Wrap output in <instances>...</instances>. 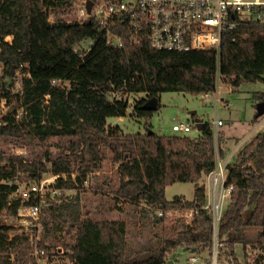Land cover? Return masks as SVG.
<instances>
[{
    "label": "trees",
    "instance_id": "obj_1",
    "mask_svg": "<svg viewBox=\"0 0 264 264\" xmlns=\"http://www.w3.org/2000/svg\"><path fill=\"white\" fill-rule=\"evenodd\" d=\"M81 1L88 0H0V101L6 100L0 142L62 149L56 156L37 151L29 161L0 154V264H36L29 233H11L14 227L4 220L21 206L41 202L21 198L18 171L37 181L51 171L58 175L52 188L74 191L53 198L47 193L41 204L42 234L63 245L61 264H166L179 249L209 252L212 216L204 208L206 189L200 180L216 165L212 123L204 122L196 136L161 135L151 128L128 133L108 119L124 117L129 95L142 94L132 115L148 123L154 111L142 108L146 99L163 92L213 94L217 75L233 91L244 83L264 85V23L235 15L237 25L224 33L218 54L213 49H154L146 35L132 38L125 21L103 27L94 17L71 18ZM109 35L118 36L121 44H113ZM86 41L88 49L75 50ZM252 98L264 101V90ZM223 140L220 133V157ZM107 161L116 164V181L104 176L95 193L102 198L110 188L127 221L94 212L83 200L88 176L101 172ZM225 169L224 185L233 189L218 222V238L228 249L221 259L226 254L241 264L234 252L241 244L244 264H249V248L258 250L254 262L262 264L264 132L254 134ZM176 182L193 183L192 199L166 198V187ZM177 208L192 209V219L169 215ZM251 227L259 228L255 239L245 235ZM145 232L152 238L138 245L136 239Z\"/></svg>",
    "mask_w": 264,
    "mask_h": 264
},
{
    "label": "built area",
    "instance_id": "obj_2",
    "mask_svg": "<svg viewBox=\"0 0 264 264\" xmlns=\"http://www.w3.org/2000/svg\"><path fill=\"white\" fill-rule=\"evenodd\" d=\"M86 2L81 1L76 7V18L80 20L94 17L99 23L106 27L116 20L125 21L130 30L132 38L146 35L150 46L154 49L187 51L190 49H213L219 53L223 35L226 31L234 28L237 15L240 19L252 17L264 23V0H134L124 2L123 0H100L92 5L90 12H87ZM9 39V37H7ZM113 44L120 45L118 36H110ZM89 48V47H88ZM87 48V49H88ZM217 75L216 91L205 94L203 99H212L216 105L220 100L218 97ZM233 86H230V89ZM6 100L0 101V115L6 109ZM21 114V111L18 112ZM18 116V115H17ZM214 138L216 137L217 126L222 124L220 119L212 122ZM193 125H195L193 123ZM172 131L189 132L191 124L181 122L172 125ZM226 165L216 152V165L209 174L213 176L214 186L206 194L204 208L209 210L212 216L213 243L210 251L205 256L192 252L188 256V262L183 264H223L220 247L221 240L218 238V222L225 208V205L233 189L231 184L225 186ZM58 175L46 177L38 182L26 184V189L17 192L24 200L31 196L39 197L40 204L24 205L18 209L17 215L26 216L33 220L40 217L41 204L45 199V191L56 194L60 189L52 188ZM87 182V181H85ZM50 188V189H49ZM47 194V193H46ZM182 211V212H181ZM192 209H170L169 215L183 217L187 222L192 219ZM158 215H162V210H158ZM194 254V255H192ZM233 257H229L226 263L232 262Z\"/></svg>",
    "mask_w": 264,
    "mask_h": 264
},
{
    "label": "rangeland",
    "instance_id": "obj_3",
    "mask_svg": "<svg viewBox=\"0 0 264 264\" xmlns=\"http://www.w3.org/2000/svg\"><path fill=\"white\" fill-rule=\"evenodd\" d=\"M124 2L134 1V0H123ZM76 17V11L71 15V18ZM56 16H50V19L53 20ZM90 42L86 41L85 43L75 46V50H86ZM218 97L221 101L218 102L217 111L214 109L212 99H203L201 95H190L183 94L180 92H163L159 96L158 108L149 118L148 123H144L143 119H137L132 115L133 106L136 100H138L142 94H131L128 97V108L126 110V115L124 117H114L109 118L108 122L112 125L118 124L123 131L128 133L135 132H144L147 128H151L158 134L161 135H189L194 136L195 129L192 128L189 132H173L172 125L174 123L186 122L188 119L192 121L193 119L199 118L204 122H212L215 117L220 119L223 122V125L217 126V132L215 137L216 152L218 154V142L217 138L220 133H225L230 137L234 136V142L236 137L243 140L247 134L252 131V120L255 114V102L251 99L252 94L257 91L264 90V85L262 83H244L237 90L232 91L230 89V83L223 82L222 79L218 80ZM20 87L19 82L14 85V90H18ZM212 95V94H211ZM225 102L229 104L226 105ZM194 112L192 117L191 113ZM262 118H264V115ZM251 130V131H250ZM264 132V127L259 130ZM225 147V146H223ZM234 146H232L233 148ZM48 150L52 153L53 156H56L61 148H58L54 145L49 147H32L28 149L27 147H19L13 143H2L0 142V154L5 155H18L29 161L37 151L41 152ZM64 153H69L65 151ZM42 161L47 164L46 160L43 158ZM5 161L2 162V164ZM116 170V164L107 161L101 172L97 171L91 173L87 182H85V191L83 192V200H85L86 205L89 206L94 212L100 210L101 215L110 218V219H124L127 221L128 217L125 209L120 201L117 203L113 198V194L109 191L110 188H106L108 192L105 195L99 196V193H95V186L102 182L104 176H108L112 179V183H115L116 177L113 176ZM18 176L15 179V182L18 184L20 189H26V184L38 182L36 179L31 180L27 178L22 171H18ZM51 171L45 172L41 175V179L46 177H52ZM201 183L206 182L205 176L200 180ZM207 184V183H206ZM50 189V188H49ZM194 185L191 182H176L171 185H168L165 189V196L167 199H172L174 196H183L186 199H192L193 197ZM48 193V190L45 191V195ZM74 194V191L64 190L59 194L50 192L49 198H53L54 195H63L70 196ZM45 201V199H44ZM229 201V200H228ZM226 203V202H225ZM44 205V203H42ZM42 205V207H43ZM42 207L40 215L42 214ZM5 222L14 227V230L11 231H25L31 236V246H32V256L35 257L36 264H61L63 262L62 254L65 252L63 245L60 242L52 241L51 239L45 238L42 234V229L40 225V217L37 220H33L26 216L16 215L14 217L4 218ZM258 227H251L245 230V235L248 239H255L258 232ZM152 232H145L144 235L138 236L136 243L142 245L147 243V241L152 238ZM42 243V246L37 244ZM220 247L221 253L227 251V244L222 243ZM249 246H247L248 248ZM234 252L238 258L239 263L244 264L245 258L242 250L241 244H236L234 247ZM192 252L190 250L184 251V249H179L176 253L170 256V260L173 261V264H183L188 262V256ZM208 254V251L203 253H198V255L205 256ZM194 255V254H192ZM226 255V254H225ZM225 255L222 256L223 264H236L235 260L232 262L226 263L228 258H225ZM258 255V250L248 249L246 261L249 264H258L254 262V259ZM264 264V263H262Z\"/></svg>",
    "mask_w": 264,
    "mask_h": 264
},
{
    "label": "crops",
    "instance_id": "obj_4",
    "mask_svg": "<svg viewBox=\"0 0 264 264\" xmlns=\"http://www.w3.org/2000/svg\"><path fill=\"white\" fill-rule=\"evenodd\" d=\"M251 99L252 100H254L252 97H251ZM220 100V99H219ZM221 101V100H220ZM254 102H255V114H256V105H257V103L259 102V101H255L254 100ZM158 103H159V98H158ZM225 104L226 105H228L229 103L228 102H225ZM217 105H218V103L215 105L214 103H213V106H214V109H216V111H217ZM194 114V112H192V114L191 115H193ZM254 114V115H255ZM264 115V114H263ZM263 116H259L258 118H257V120H256V122L255 123H252V126L254 125V127L252 128V131L249 133V134H247V136H245V138L242 140H240L239 139V137H236V139H235V142H234V136L233 137H230L229 135H227L226 133H225V131L223 132V134H224V140H223V146H225V147H223L224 148V156L223 157H221L222 158V160L224 161V163H225V165H228V164H230V163H233L234 161H235V159H236V154H237V152H238V150L245 144V143H247L250 139H251V137L254 135V134H256L257 132H260L259 130H261V128L262 127H264V118H262ZM215 120L216 119H218L217 117H215L214 118ZM196 120H200V121H202L203 123H204V121L203 120H201V119H199V118H196V119H193L192 121H190L189 119L185 122V123H189V124H191V130H192V128H196L194 125H193V123L195 124V121ZM213 121V120H212ZM221 125H223V122H222V124ZM220 125V126H221ZM151 129H152V126H151ZM152 131H154L153 129H152ZM155 132V131H154ZM195 134H194V136H196V135H198V133L200 132L199 130H197V129H195ZM159 134V133H158ZM232 146H234L233 148H232ZM205 178H206V182L204 183L205 184V189H206V194L211 190V187H213L214 186V183H213V176L212 175H207V176H205ZM207 183V184H206ZM228 202V201H227ZM227 202H226V204H227Z\"/></svg>",
    "mask_w": 264,
    "mask_h": 264
},
{
    "label": "water",
    "instance_id": "obj_5",
    "mask_svg": "<svg viewBox=\"0 0 264 264\" xmlns=\"http://www.w3.org/2000/svg\"><path fill=\"white\" fill-rule=\"evenodd\" d=\"M92 5H93L92 1L88 0L86 2L87 12H90ZM142 108L145 109V110H151V111L157 110V108H158V98L157 97H150V98L146 99V101L142 105ZM263 114H264V101H259L257 103V105H256V116L259 117V116H261ZM203 124L204 123L202 121L196 120L195 121L196 129L200 131L202 129ZM186 250L187 249H184V251H186ZM190 251L191 252H195V249L193 248ZM166 264H173V261L169 259V260H167Z\"/></svg>",
    "mask_w": 264,
    "mask_h": 264
}]
</instances>
